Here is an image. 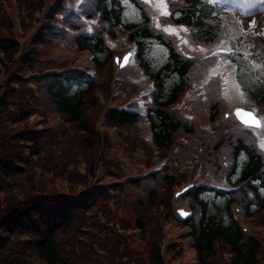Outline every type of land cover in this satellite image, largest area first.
Returning a JSON list of instances; mask_svg holds the SVG:
<instances>
[{
    "label": "trees",
    "instance_id": "16d2710c",
    "mask_svg": "<svg viewBox=\"0 0 264 264\" xmlns=\"http://www.w3.org/2000/svg\"><path fill=\"white\" fill-rule=\"evenodd\" d=\"M16 1L21 17L18 23L10 21L0 0V65L11 58L19 60L18 38L41 4L40 0ZM171 1L174 13L165 21L185 26L188 42L197 50L155 29L140 0H87L83 10L97 21L94 34L87 37L82 27L74 25V35L67 34L64 39L80 51L93 53L94 79L72 72L42 74L52 63L41 61L49 49L39 42L32 45L29 57L20 61L17 79L23 83L21 89L0 98V264H166L160 253L164 233L159 220L171 214L172 187L191 179L232 187L230 191L198 187L188 193L194 210L188 225L199 264H264V152L257 148L251 132L230 122L216 125L213 115L225 100L217 80L204 82L212 79L207 75L210 61L205 59V49L229 41L241 49L245 67L249 65L255 73L257 91L262 93L257 101H263L264 116V28L236 24L219 5L221 0ZM231 2L240 4V0ZM6 3L12 11L10 2ZM233 5L227 7L232 12ZM130 13L136 16L131 18ZM121 34L138 45L137 60L157 87L143 126L138 115L122 110L124 104L105 108L115 100L122 103L119 99L127 96L126 92L110 94L100 80L103 70L110 76L112 50L106 36L112 40ZM113 43L120 47L125 41ZM153 49L159 50L157 56L149 52ZM27 73L41 75L23 81ZM126 85L115 83L118 90ZM95 89L103 102L94 97ZM187 89L197 90L198 101L184 93ZM200 110L209 114L203 120ZM101 114L104 126L115 127L123 137L124 149L132 159L147 168L154 161L162 163L160 171L142 183L145 200L137 201V239L126 234L132 230L130 220L122 225L117 218L120 205L116 200L125 193L122 187L105 189L96 183L85 193L74 190L82 180L78 167L89 157L91 164L88 162L83 172L92 177L100 138L108 137L107 131L97 129ZM37 115L45 119L44 126L56 131L27 132L26 123L30 118L35 121ZM52 116L59 119L56 126L47 125ZM13 122H18L17 129ZM146 132L150 143L143 140ZM69 133L72 137L66 138ZM103 161L109 170L110 166L120 170L111 157ZM47 175L55 178L48 180ZM59 178L68 181V192L57 183ZM233 202L243 208L250 234L242 231L232 215ZM144 209H153V213L143 217ZM96 220L113 221L118 229L97 226L99 234L95 235L86 222L96 224ZM169 248L172 260L188 253L182 241Z\"/></svg>",
    "mask_w": 264,
    "mask_h": 264
},
{
    "label": "rangeland",
    "instance_id": "374dc122",
    "mask_svg": "<svg viewBox=\"0 0 264 264\" xmlns=\"http://www.w3.org/2000/svg\"><path fill=\"white\" fill-rule=\"evenodd\" d=\"M4 1V6H5V10L7 11V13H10V17H13V7L15 5L18 4V2H14V0H8L11 4V8L12 11L10 10V8L8 7L6 1L7 0H3ZM219 5H221L224 9L229 11V15L230 18L232 20L235 21L236 24H242V26H244L245 28L249 29V28H253L256 30H261L264 27V0H257L255 2H252V4L248 5H242L240 7H235V11L232 12L230 9H228L227 7L231 6V0H221V2H219ZM223 4V5H222ZM18 7V11L20 10L19 8V4L17 5ZM38 10H41V7L38 8ZM12 13V14H11ZM19 16V20H21L20 14H18ZM28 18L27 16H24L23 19ZM38 16L36 14V11L32 14V20H30L32 23L30 24V26H28L27 30L22 33L21 32V37L18 38L20 40V44L23 43L24 41V45H22L21 47V53H20V58L19 60H15L14 58L10 59L6 64L0 65V98H3L4 96H6L8 93H13V92H17L21 89L22 87V81H19L17 79V75H21L18 71L20 70L19 67V63L21 60H24L26 58L29 57L32 48H33V44L39 42L40 44H43V46H47L49 44H51V41H45L42 40V38H38L39 40H35V36L30 37V34L34 31V27L37 25V21H38ZM22 19V20H23ZM53 19V18H51ZM36 20V23L34 22ZM40 20H42V18H40ZM10 21L11 18H10ZM49 23V22H48ZM39 28V27H37ZM46 37V36H45ZM44 38V37H43ZM239 40V39H238ZM239 49V48H238ZM241 51V49H239ZM151 52V51H149ZM69 54L68 52L64 51V50H60V49H56L54 52V57L56 58H62L64 57V55ZM234 61L239 65L243 63V54H242V58L239 57V54L237 55V58L234 59ZM231 63L228 62L226 63V67L230 66ZM12 69H14V71H11ZM29 73L26 74V78H23V81H30L32 78H36L33 76H28ZM22 77V76H21ZM25 79V80H24ZM238 79V78H237ZM242 79L244 81V83L246 84V86L248 88L251 89V92H242L238 98V100L243 101L244 99H247L249 104H253L251 100H253L252 97H254V95H256V93L260 92L257 91L259 88L257 86V80H255L253 78L252 75H246L244 73H242ZM246 81H245V80ZM248 79V80H247ZM75 88L73 87L71 90V93L73 94ZM243 90V88H242ZM231 101H234L233 98H230ZM237 100V99H235ZM261 107V106H259ZM14 113H16V111H12ZM200 116H202L204 114V112L202 110H200ZM17 116V113H16ZM41 118V120H40ZM36 121V122H35ZM35 121L33 120V118L29 119V122H27V126H26V131L27 132H31V131H37L38 133H43L45 131V126L44 123L45 119L43 120L42 117L40 116H36ZM59 122V119L57 117H50L49 121L47 123V125H53ZM13 129H17L19 127L18 122H13L12 124ZM101 131H107V134L112 135V130L110 127L104 126L101 127ZM118 133V132H117ZM14 135V133H13ZM263 145H264V139H263ZM110 153L109 154H104L101 153L100 155L97 153L95 156V160L93 161V164L96 163L97 165H99L100 171H99V175L100 177H98L95 180V176H90L88 177V172H83L84 169L86 167H88V162L89 164H91L89 157L86 159V161L84 162L83 166H79L78 170L80 171V174L82 175V180L77 183V185L75 186V191L80 190V193H85L86 191H88V189L90 187H93L96 183H98L99 181L103 180V182H107V183H111L113 181H116L118 178L121 177V172L117 171L116 168L112 169V166H110V170L105 166L103 158H110L114 161H116V158H113V154L115 153L114 149L112 147H110ZM27 154V152H26ZM104 155V156H103ZM81 164V163H80ZM118 164V163H117ZM82 165V164H81ZM46 175V174H45ZM52 175H47V179L48 180H53L55 177H51ZM63 179V180H62ZM57 183H60V186L62 188H64V192H68L69 189V183L66 179L64 178H59L57 180ZM123 186V183H119V184H115V185H109L108 187H120ZM71 189V188H70ZM73 190V189H71ZM138 192H140L139 190H134V194L136 195ZM140 196H138L137 198H139ZM3 198L5 199V196L3 195ZM153 213V209H150L149 211H146L145 209L143 210V217L145 216H149L150 214ZM169 216H166V219H168ZM240 219H242L241 217H239ZM180 229H176L173 233H172V237L174 235L179 236V238H181V241L183 242L184 246L188 248V253H184L183 257L181 258L182 261H187L190 260L194 257L193 252L190 250V248L188 247V245L186 244V233L182 232ZM264 251V250H263ZM178 262V261H176ZM195 262H192V264H194Z\"/></svg>",
    "mask_w": 264,
    "mask_h": 264
},
{
    "label": "snow or ice",
    "instance_id": "6c2138e0",
    "mask_svg": "<svg viewBox=\"0 0 264 264\" xmlns=\"http://www.w3.org/2000/svg\"><path fill=\"white\" fill-rule=\"evenodd\" d=\"M234 114L236 119L246 128L258 129L264 127V124H262V122L251 112L237 108ZM261 147L264 148V145H261ZM181 214L184 215V213Z\"/></svg>",
    "mask_w": 264,
    "mask_h": 264
},
{
    "label": "bare ground",
    "instance_id": "6f19581e",
    "mask_svg": "<svg viewBox=\"0 0 264 264\" xmlns=\"http://www.w3.org/2000/svg\"><path fill=\"white\" fill-rule=\"evenodd\" d=\"M263 136H264V134H263Z\"/></svg>",
    "mask_w": 264,
    "mask_h": 264
}]
</instances>
